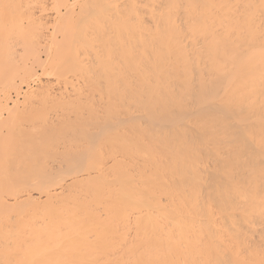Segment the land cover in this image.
<instances>
[{
    "label": "bare ground",
    "instance_id": "obj_1",
    "mask_svg": "<svg viewBox=\"0 0 264 264\" xmlns=\"http://www.w3.org/2000/svg\"><path fill=\"white\" fill-rule=\"evenodd\" d=\"M53 1L0 0V92L73 85L1 104L0 264H264V0Z\"/></svg>",
    "mask_w": 264,
    "mask_h": 264
},
{
    "label": "rangeland",
    "instance_id": "obj_2",
    "mask_svg": "<svg viewBox=\"0 0 264 264\" xmlns=\"http://www.w3.org/2000/svg\"><path fill=\"white\" fill-rule=\"evenodd\" d=\"M50 3V4H49ZM53 5V6H52ZM46 6L47 7H45V12L43 13V15H42V21L44 22V25H43V27L45 26V28H41L40 29V31L41 32H39L40 34H41V44H43V43H45L49 38H51L50 36V34L52 33V38L53 39H55L56 41H60L59 40V38H60V34H59V32H57L55 29H53V30H51L52 29V26L51 25H53L54 24V16H53V13H54V1L53 0H47V4H46ZM52 6V7H51ZM46 8H47V10H46ZM50 14H51V16H50ZM48 16V17H47ZM45 17V18H44ZM43 19H45V20H43ZM48 19V20H47ZM47 20V21H46ZM50 20V21H49ZM54 20V21H53ZM23 25L24 26H26V28L25 27H23L25 30L28 28V30H29V27H27V24H25L26 23V20L24 19L23 21ZM48 22V23H47ZM52 22H53V24H52ZM47 25V26H46ZM53 27H54V25H53ZM22 28V29H23ZM43 31V32H42ZM51 31V32H50ZM48 33V34H47ZM44 34H46V36L44 35ZM54 34V35H53ZM49 36V37H48ZM90 36L91 37H93V34L91 35L90 34ZM94 36H95V34H94ZM48 37V38H47ZM56 37V38H55ZM61 39V38H60ZM44 40V41H43ZM46 40V41H45ZM16 45H18L19 46V44H16ZM17 46V47H18ZM42 46V45H41ZM41 46H39V57L43 60V57H45L46 55H44L45 53H44V51H42V47ZM21 47V45L17 48L18 50H20L21 51V49H19ZM41 51H42V53H41ZM94 51H95V49H94ZM22 52V51H21ZM44 53V54H43ZM87 53H91V54H87ZM93 53L91 52V51H82V53H81V51H80V58H84L86 61H87V59H89L90 57H92V56H94V55H92ZM91 55V56H90ZM39 58V59H40ZM94 57H92V58H90V59H93ZM40 59V60H41ZM45 61H46V58L44 59ZM45 61H43V62H45ZM89 61V60H88ZM39 67H41V66H38L37 65V67H36V64H34L33 65V68L35 69V75H33L32 77H33V79H34V81L33 82H31L33 79H32V77H30L29 79H27V80H29L28 81V83H29V85L30 86H38L39 84H40V80H41V84H47V86L50 88V90H51V92H53V93H55L56 95L60 92V91H62V90H65V88L67 87V91H68V88L70 89L71 87H73V85H71V82H70V84H69V80H70V78L72 79V76H70V74H68V73H65L64 74V78L66 77H68V79L69 80H67L66 78V81L68 82V84H67V82H65V79L63 80L61 77L59 78V82H57V80L55 79V78H57L56 76H54V75H52V74H48V73H45V74H43L44 73V71L41 69V68H39ZM41 69V70H40ZM34 71V70H33ZM42 71V72H41ZM40 72H41V74H40ZM66 75V76H65ZM55 77V78H54ZM70 77V78H69ZM51 78V79H50ZM31 79V80H30ZM62 82H61V81ZM75 80H79L80 81V79H77V78H75ZM17 82V83H16ZM16 82H15V84H17V88L19 89L18 91H19V93H17V92H14L15 90H14V87L11 89H8L7 90V92H6V96L3 94V93H1L0 92V113H2V115L3 116H7L6 114H7V112H6V109H5V111H4V108H2V103L3 104H5V102H6V104L7 105H5L6 107H8V105L11 107V104H13L12 102H13V100L15 99H17V100H19L20 101V104L23 102V100H24V97L22 96L23 94L25 95V92H26V90H27V87H29V86H27L26 84H28L27 83V81L25 80V81H23V82H20L19 81V79L18 78H16ZM57 82V83H56ZM66 83V85H65V83ZM72 82H76V84H74V86L75 85H78L77 83V81H72ZM81 82V81H80ZM26 83V84H25ZM49 83V84H48ZM58 83H60L59 84V86H58ZM63 83V84H62ZM68 85V86H67ZM19 86V87H18ZM56 87V88H55ZM54 89V90H53ZM14 90V91H13ZM59 90V91H58ZM10 91V92H9ZM9 92V93H8ZM7 93H8V96H7ZM1 95H4V96H1ZM17 97V98H16ZM11 98V99H10ZM23 99V100H22ZM98 99V98H97ZM5 101V102H4ZM19 101H18V103H19ZM22 101V102H21ZM98 101V100H97ZM50 104V103H49ZM49 106V105H48ZM47 106V108H48V110H47V108H46V110L47 111H45V113L47 112V116H53L52 114L54 113L52 110H54V108H51V109H49V107ZM51 106V105H50ZM49 114V115H48ZM5 195V194H4ZM5 197V196H4ZM4 199H7V200H9V196H6Z\"/></svg>",
    "mask_w": 264,
    "mask_h": 264
}]
</instances>
